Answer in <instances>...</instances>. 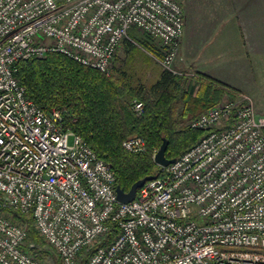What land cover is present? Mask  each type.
<instances>
[{
    "label": "built area",
    "instance_id": "built-area-1",
    "mask_svg": "<svg viewBox=\"0 0 264 264\" xmlns=\"http://www.w3.org/2000/svg\"><path fill=\"white\" fill-rule=\"evenodd\" d=\"M184 22L178 0H0V264H43L9 210L33 214L61 264L89 249L86 264H264V114L247 97L225 95L189 120L199 140L124 203L112 165L17 76L20 61L49 53L110 75L132 27L160 42L163 68L184 74ZM122 146L140 153L146 141Z\"/></svg>",
    "mask_w": 264,
    "mask_h": 264
},
{
    "label": "trees",
    "instance_id": "trees-1",
    "mask_svg": "<svg viewBox=\"0 0 264 264\" xmlns=\"http://www.w3.org/2000/svg\"><path fill=\"white\" fill-rule=\"evenodd\" d=\"M143 35L136 42L160 61L162 47L151 36ZM123 43L126 48L134 45L128 38ZM17 76L36 104L63 110L65 125L79 133L99 157L112 165L116 185L125 191L147 175L162 176L164 170L155 162L154 155L163 140L169 141L167 157L178 158L203 134L191 128L188 121L224 95L237 91L203 73L175 74L162 66L150 83L118 71L116 66L106 75L61 53L20 61ZM134 100L144 104L141 115L133 110ZM133 136L145 139L144 151L131 153L123 148L122 142ZM9 214L14 222L26 225L28 248L39 259L53 255V249L36 231L32 213L9 210ZM116 231V224L111 223L104 243L111 241ZM93 251H85L81 264H86ZM57 263L60 264L59 259Z\"/></svg>",
    "mask_w": 264,
    "mask_h": 264
},
{
    "label": "crops",
    "instance_id": "crops-1",
    "mask_svg": "<svg viewBox=\"0 0 264 264\" xmlns=\"http://www.w3.org/2000/svg\"><path fill=\"white\" fill-rule=\"evenodd\" d=\"M178 1L185 22L175 67L254 95L259 64L252 53L264 55V0H185V5ZM154 42L161 46L157 39Z\"/></svg>",
    "mask_w": 264,
    "mask_h": 264
},
{
    "label": "rangeland",
    "instance_id": "rangeland-1",
    "mask_svg": "<svg viewBox=\"0 0 264 264\" xmlns=\"http://www.w3.org/2000/svg\"><path fill=\"white\" fill-rule=\"evenodd\" d=\"M182 2L183 5H185V0H183ZM129 36L132 39L130 40L132 41V43H134V45L132 47L129 46L126 48L123 47L124 43L121 44L118 49L116 59L114 60L111 73L115 70L116 66L118 67V71L119 69L122 71H126L128 74L134 76L135 78L142 77V79H144L147 83H150L156 79L159 69L162 65L160 61L156 60L146 49H144L139 43L136 42L140 38L144 37L141 32H139L135 27H132L129 29ZM262 53L263 52L260 51L258 54L257 52L252 53V59L254 63H256L257 61V64H259L255 69V80L257 81L255 82V89L253 91L254 95L239 90L235 91L232 94L226 95L231 98H237L240 95H243V97L248 98V100L253 104V106L259 113L264 114V55H262ZM178 58L179 54L176 62ZM177 70L179 72H182L179 69ZM188 71L190 72L191 70H187V72ZM189 72L185 74L188 75ZM53 255L47 256L45 259L40 260L43 264H58L57 259H59V262L61 264L60 258L55 251L53 252Z\"/></svg>",
    "mask_w": 264,
    "mask_h": 264
},
{
    "label": "water",
    "instance_id": "water-1",
    "mask_svg": "<svg viewBox=\"0 0 264 264\" xmlns=\"http://www.w3.org/2000/svg\"><path fill=\"white\" fill-rule=\"evenodd\" d=\"M168 144H169V141L167 139H164L160 148L157 150V152L154 155L155 162L162 167H166L175 161V158H169L166 155V150L168 148ZM153 178H154V176L147 175V176L137 180L136 182L133 183V185L131 186L129 191H125L120 186H117L116 192H117L118 200L120 202H124V203L131 202L132 200L135 199L138 188L141 187L147 180H151Z\"/></svg>",
    "mask_w": 264,
    "mask_h": 264
}]
</instances>
